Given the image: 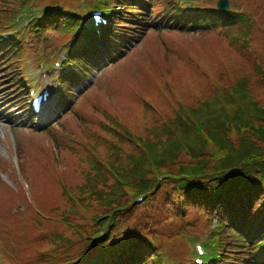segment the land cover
I'll return each instance as SVG.
<instances>
[{
  "label": "trees",
  "instance_id": "16d2710c",
  "mask_svg": "<svg viewBox=\"0 0 264 264\" xmlns=\"http://www.w3.org/2000/svg\"><path fill=\"white\" fill-rule=\"evenodd\" d=\"M108 1L119 10L102 43L118 52L152 28L146 8L152 9L155 0ZM242 1L236 13L198 16L197 23L225 39L229 56L225 69L218 64L210 74L196 59L188 60V81H206L208 92L184 96V82L178 85L183 102L173 105L168 88L158 87L151 99H141L132 130L112 124L117 143L107 157H89L91 169L83 173L78 191L97 204L96 217L104 222L92 236L85 234L88 243L77 263L106 251L111 257L119 249L120 258L129 257L133 264H152L144 258L150 246L138 233L151 223L149 217L167 224L170 215L204 212L217 220L218 264H264V0ZM54 15L44 26L81 24L70 12L57 9ZM178 19L171 20L176 29L194 25ZM88 152L96 153L95 146ZM162 175L169 179L157 185ZM128 192L144 196V205L136 207ZM105 223L109 228L103 233ZM181 235L174 229L167 239Z\"/></svg>",
  "mask_w": 264,
  "mask_h": 264
},
{
  "label": "rangeland",
  "instance_id": "374dc122",
  "mask_svg": "<svg viewBox=\"0 0 264 264\" xmlns=\"http://www.w3.org/2000/svg\"><path fill=\"white\" fill-rule=\"evenodd\" d=\"M81 1L0 0V26L24 7L38 15L43 6L56 4L75 9ZM194 1L200 7L213 8L219 0ZM169 3L170 0H160L158 5ZM230 3L238 9L243 1L230 0ZM45 37L48 52L61 48L67 40L56 33H47ZM226 48L220 33H149L123 61L109 68L98 86L78 99L73 112L59 122L66 132L61 134L57 132L60 127H56L54 135L69 141L61 140L62 148L52 145L49 133H39L41 124L37 123L33 129L32 122L22 120L20 110L14 105L5 107L9 100L4 97L5 89L0 91V231L4 239L3 243L0 237V243L12 252L15 264H59L67 255L79 251L83 236L94 229L98 207L94 201L79 195L78 190L84 184L83 173L91 169L89 157L104 160L113 142L117 143L111 137L112 124L132 130L137 119L134 117H139L141 99H151L150 93L163 85L170 92V104H181L184 98L178 85L191 76L188 60L196 59L199 68L207 69L210 74L218 64L225 69L224 64L229 60L223 50ZM39 66L53 74V58L28 67L31 81L39 74ZM208 86L206 81L192 79L181 91L184 96L201 94L208 92ZM92 145L96 153L88 152ZM24 157L26 160L22 161ZM19 165L24 166L25 172H20ZM195 214L170 215L167 224L152 216L151 223L143 225V231L162 249L166 262H185V254L181 253L185 239L207 238L212 230L205 215ZM185 222H189L188 229L182 238L172 241L166 238L176 225ZM196 242L186 244L187 253ZM0 264L14 263L0 254Z\"/></svg>",
  "mask_w": 264,
  "mask_h": 264
},
{
  "label": "water",
  "instance_id": "95a60500",
  "mask_svg": "<svg viewBox=\"0 0 264 264\" xmlns=\"http://www.w3.org/2000/svg\"><path fill=\"white\" fill-rule=\"evenodd\" d=\"M218 8L222 11H226L227 10V2L226 0H223L221 1L219 4H218Z\"/></svg>",
  "mask_w": 264,
  "mask_h": 264
}]
</instances>
